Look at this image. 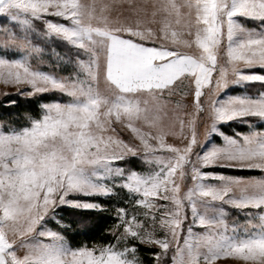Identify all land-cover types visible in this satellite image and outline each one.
Returning <instances> with one entry per match:
<instances>
[{
  "label": "snow or ice",
  "instance_id": "obj_1",
  "mask_svg": "<svg viewBox=\"0 0 264 264\" xmlns=\"http://www.w3.org/2000/svg\"><path fill=\"white\" fill-rule=\"evenodd\" d=\"M0 17V82L41 112L0 121V264H146L141 246L147 264H264V175L215 171L264 173V0H0ZM65 208L113 213L111 239L70 241Z\"/></svg>",
  "mask_w": 264,
  "mask_h": 264
},
{
  "label": "trees",
  "instance_id": "obj_2",
  "mask_svg": "<svg viewBox=\"0 0 264 264\" xmlns=\"http://www.w3.org/2000/svg\"><path fill=\"white\" fill-rule=\"evenodd\" d=\"M59 51H63L57 48ZM45 101L48 102L52 99H60L61 96L55 94H44ZM8 100H15L14 105L9 106ZM41 115L39 104L36 102V98H21L18 95L7 96L0 100V121L10 122L15 126L22 127L28 121V117L39 118ZM222 130L226 134H232L234 130L245 132L247 127L243 125L229 124L223 126ZM224 173L230 175H240L246 177L259 176L261 173L255 170H224ZM120 206H125L123 201L120 202ZM60 215L64 218V222L71 224L72 228L67 233L70 241L75 244H87L89 246L98 243H106L111 237L108 235L107 230L113 226L115 216L111 212H80L75 209L65 208ZM83 216L87 218L90 223L87 227H78L79 219ZM142 256L145 258L146 264L151 259L147 246H141ZM158 251V249H156Z\"/></svg>",
  "mask_w": 264,
  "mask_h": 264
},
{
  "label": "rangeland",
  "instance_id": "obj_3",
  "mask_svg": "<svg viewBox=\"0 0 264 264\" xmlns=\"http://www.w3.org/2000/svg\"><path fill=\"white\" fill-rule=\"evenodd\" d=\"M3 24H4V19H3V17H0V25H3ZM57 48H60V49L63 50V51L57 50L61 54H63V53H65V52L68 51V48L63 43H60V42H58ZM221 52H223V49H221ZM225 60H226V57H224L223 55H221V57H220L221 63H224ZM42 70L48 71L49 69H48V67L46 65H44V66H42ZM64 74H66V73H64ZM214 76H215V73H214ZM256 87H258V85L257 86H254V87H249V88L245 89V88H243L241 86L231 85L229 87V89H226L225 92H222L221 93V97H223L225 94L238 95V94H244L245 92H247L248 94H254L255 93V90H256ZM45 94H52V93H45ZM57 94H59V93H57ZM12 95H18L21 98H26V97H24L22 95H19L16 86L5 85V84H3V82H0V100L4 99L7 96H12ZM177 98H179V97H177ZM183 100L186 103L187 102H190L191 101V97L190 96L189 97H184ZM252 119L255 120V118H252ZM29 123H30V121L28 119V121L26 122V124L24 126H28ZM229 124L246 126L247 127V131H248V126L247 125H244V124H241V123L235 122V121L229 122L228 124H222V125H220L221 131H223L222 130V127L223 126H228ZM16 127H18V126H16ZM204 128H205L204 123H200V125L198 126V132H199V138H200L201 141H204ZM118 130L121 133L122 138L128 139L130 136L133 135V134H131L130 129H127L126 128V125L120 126ZM144 130H147V126L146 125L144 126ZM247 131L240 132V131L234 130L232 134H226L224 131L223 132L226 135H234L236 132L246 133ZM167 139H168L169 142H174V140H175L174 137H168ZM136 142L139 143L138 140ZM213 142L216 143V144H220V143L223 142V138L220 137L218 134H216L214 136V138H213ZM205 143H207V142H205ZM131 166L135 170L142 171V172L145 171V165H143V163L140 162L139 160H135L134 159L133 160V164ZM207 170H212V169H207ZM224 170H234V171H237V170H243V169H237V168H222V167H218V168L215 169V171L217 173L224 174V175H230L228 173H224L223 172ZM255 171H259L261 173V175H264V173H262L260 170H255ZM261 175L254 176V177H260ZM232 176H234V175H232ZM213 182H215V181H213ZM186 183L190 184V181H188ZM183 190H186V188L184 187V185H182V191ZM71 195H74V194H70V196ZM226 208H228V206H226ZM228 211L230 212V218H233V217H235V216L238 215V213L234 209L228 208ZM196 231H202V229H196ZM156 249H158V248H156ZM172 255H173V252L170 251L168 257L166 258V264H171V256ZM241 264H242V262H241Z\"/></svg>",
  "mask_w": 264,
  "mask_h": 264
}]
</instances>
